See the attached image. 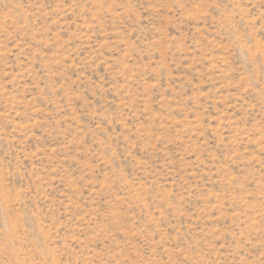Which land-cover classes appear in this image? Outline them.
Returning <instances> with one entry per match:
<instances>
[{
	"label": "rangeland",
	"instance_id": "1",
	"mask_svg": "<svg viewBox=\"0 0 264 264\" xmlns=\"http://www.w3.org/2000/svg\"><path fill=\"white\" fill-rule=\"evenodd\" d=\"M0 264H264V0H0Z\"/></svg>",
	"mask_w": 264,
	"mask_h": 264
}]
</instances>
